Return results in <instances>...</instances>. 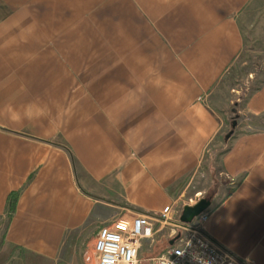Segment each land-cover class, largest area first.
<instances>
[{"label":"crops","instance_id":"obj_1","mask_svg":"<svg viewBox=\"0 0 264 264\" xmlns=\"http://www.w3.org/2000/svg\"><path fill=\"white\" fill-rule=\"evenodd\" d=\"M252 1L0 0V264H98L102 225L197 195L264 264V81L228 92Z\"/></svg>","mask_w":264,"mask_h":264},{"label":"built area","instance_id":"obj_2","mask_svg":"<svg viewBox=\"0 0 264 264\" xmlns=\"http://www.w3.org/2000/svg\"><path fill=\"white\" fill-rule=\"evenodd\" d=\"M201 196L189 199L187 205H194ZM183 205L177 212L179 219ZM175 206L163 209L158 217L139 214L119 216L102 225L94 238V251L98 264H138L142 242L153 239L157 224L172 222ZM207 218L206 211L189 224L180 227L186 232L173 238L174 242L161 254L154 256L150 264H245L231 252L221 247L204 231L202 225Z\"/></svg>","mask_w":264,"mask_h":264},{"label":"rangeland","instance_id":"obj_3","mask_svg":"<svg viewBox=\"0 0 264 264\" xmlns=\"http://www.w3.org/2000/svg\"><path fill=\"white\" fill-rule=\"evenodd\" d=\"M240 25L245 36V48L231 70L228 85L230 97L235 101L264 81V0H253L246 6L240 15ZM180 224L179 216L173 224H157L159 231L154 238L142 242L138 264H150L152 257L161 254L171 245L170 239L182 233L185 235L186 232ZM93 246L92 238L91 250Z\"/></svg>","mask_w":264,"mask_h":264},{"label":"water","instance_id":"obj_4","mask_svg":"<svg viewBox=\"0 0 264 264\" xmlns=\"http://www.w3.org/2000/svg\"><path fill=\"white\" fill-rule=\"evenodd\" d=\"M211 204V200L207 198H201L194 205H186L180 217L181 222L185 224L193 222L196 217L207 211L210 208ZM173 242L174 240L171 241V243Z\"/></svg>","mask_w":264,"mask_h":264},{"label":"trees","instance_id":"obj_5","mask_svg":"<svg viewBox=\"0 0 264 264\" xmlns=\"http://www.w3.org/2000/svg\"><path fill=\"white\" fill-rule=\"evenodd\" d=\"M16 201H17V194L12 197V200L10 202V206H9V216H11L12 213L14 212V210H15Z\"/></svg>","mask_w":264,"mask_h":264}]
</instances>
